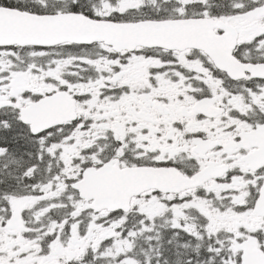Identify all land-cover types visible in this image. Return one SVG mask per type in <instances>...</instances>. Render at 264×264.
Wrapping results in <instances>:
<instances>
[{
  "label": "snow or ice",
  "instance_id": "6c2138e0",
  "mask_svg": "<svg viewBox=\"0 0 264 264\" xmlns=\"http://www.w3.org/2000/svg\"><path fill=\"white\" fill-rule=\"evenodd\" d=\"M0 264H264V0H0Z\"/></svg>",
  "mask_w": 264,
  "mask_h": 264
}]
</instances>
